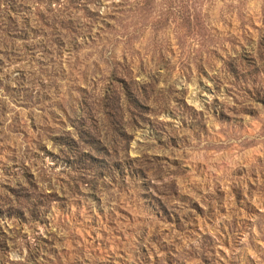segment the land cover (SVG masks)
I'll list each match as a JSON object with an SVG mask.
<instances>
[{
    "label": "rangeland",
    "instance_id": "374dc122",
    "mask_svg": "<svg viewBox=\"0 0 264 264\" xmlns=\"http://www.w3.org/2000/svg\"><path fill=\"white\" fill-rule=\"evenodd\" d=\"M0 264H264V0H0Z\"/></svg>",
    "mask_w": 264,
    "mask_h": 264
}]
</instances>
